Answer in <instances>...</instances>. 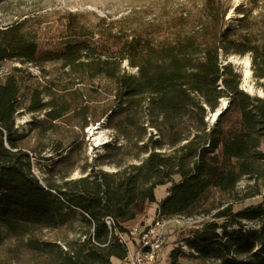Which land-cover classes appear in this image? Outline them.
I'll return each mask as SVG.
<instances>
[{"label":"trees","instance_id":"1","mask_svg":"<svg viewBox=\"0 0 264 264\" xmlns=\"http://www.w3.org/2000/svg\"><path fill=\"white\" fill-rule=\"evenodd\" d=\"M208 12L210 22L198 23L190 32L161 42L127 36L115 53H104L84 27L71 25V36L54 61L82 79L104 77L116 86V109L107 125L117 137L100 157L102 166H116L113 173L92 169L76 180L43 184L32 172L15 117L26 90L32 112L49 105L42 103L40 86H26L22 68L0 82V264L126 261L125 223L134 221L137 206L145 203L158 205L159 219L205 218L183 241L190 254L174 250L167 264H180L183 258L198 264H264V196L238 212L223 202L235 203L243 179L264 176V97L244 92L241 74L222 62L231 54H251L264 92V37L248 31L245 17L235 27L226 21V12ZM39 55L26 22L0 28V64L40 67ZM125 62L136 74L123 69ZM224 99L228 107L210 125L209 113H216ZM66 107L47 115L57 121ZM155 129L159 134H153ZM119 140L134 145L130 156L138 163L127 164L123 156L114 160L119 154L109 160L111 152L121 150ZM168 184V196L158 202L156 190ZM107 219L113 220L111 227ZM245 222L259 228L244 231ZM235 226L240 229L230 232ZM44 232L61 237L46 239Z\"/></svg>","mask_w":264,"mask_h":264},{"label":"rangeland","instance_id":"2","mask_svg":"<svg viewBox=\"0 0 264 264\" xmlns=\"http://www.w3.org/2000/svg\"><path fill=\"white\" fill-rule=\"evenodd\" d=\"M210 8L215 9L217 14L219 11L226 12V21L232 22L235 27L238 26L236 20L245 17L243 24L248 31L257 38L264 37V0H0V28L26 22V29L36 37L40 51V67L14 61L0 64V82L13 74L15 68H22L24 77L29 80L26 86H40L42 103L49 105L42 112H32L29 109L32 99L26 90L23 108L15 117V129L17 135L22 137L20 143L31 154L34 175L43 184L47 181L62 184L82 178L92 169L109 173L117 171L114 164L107 162L102 166L100 161V157L107 154L106 146L113 145L117 137L116 132L107 125L116 109L115 84L104 77L82 79V75L74 74L63 68L60 62L54 61V56L63 50L68 40L67 34L71 36L72 24L84 27L91 35L90 41L104 53H115L127 36H152L161 42L166 36L190 32L198 23L210 22ZM222 62L233 65L241 74V89L244 92L254 97H264L262 82L254 76L251 54H231L222 58ZM123 69L129 74L137 72L127 62L123 64ZM228 105V100L224 99L216 113H209L207 121L210 125L217 122L218 115ZM65 106L68 111L61 119L52 121L47 115ZM145 119L148 120V117ZM157 132L159 134L155 129L153 134ZM133 146L126 141H117L116 147H121V150L111 152L109 160L113 161V157L119 154L114 160L123 156L127 164L138 163L130 156L136 152ZM261 150L264 152V142ZM178 181L176 177L175 182ZM171 185L156 190L158 202L168 196ZM237 191L239 195L235 203L223 201L229 203L224 207L232 205L234 212H238L247 206L259 204L264 196V176L256 180L243 179ZM137 212L134 221L125 223L129 231L123 235L129 251L128 258L123 262L117 260L119 263L115 264H132L139 244L143 245L139 234L145 229L151 231L152 242H160L155 259L157 264L169 263L174 250L180 249L186 255L190 254L183 241L189 238L192 231L200 228L197 220L159 219L157 204H140ZM258 228L257 223L243 224L244 231ZM239 229L235 226L230 232ZM131 233L134 234L131 236ZM43 235L46 239L61 237L57 232H44ZM145 263L151 264L149 261ZM180 264H198V261L183 258Z\"/></svg>","mask_w":264,"mask_h":264},{"label":"built area","instance_id":"3","mask_svg":"<svg viewBox=\"0 0 264 264\" xmlns=\"http://www.w3.org/2000/svg\"><path fill=\"white\" fill-rule=\"evenodd\" d=\"M176 218V217H175ZM106 222H113L112 219H107ZM201 222H199L200 224ZM134 233H131V236ZM150 235H151V231L148 230H143L139 236L141 237V242L143 243V245L141 246L139 244V249L137 250V256L133 259L132 264H146L145 262L149 261V258H156L157 256V251L160 248V242L159 241H154L152 242L150 240ZM130 236V233H129ZM129 238H133V237H129ZM122 242L126 241L124 240V236L121 237ZM157 264V262H156Z\"/></svg>","mask_w":264,"mask_h":264},{"label":"bare ground","instance_id":"4","mask_svg":"<svg viewBox=\"0 0 264 264\" xmlns=\"http://www.w3.org/2000/svg\"><path fill=\"white\" fill-rule=\"evenodd\" d=\"M176 218H188L189 221H193V220L195 221V220H197L198 222H203L205 220V218L202 217V216H200V217H191V218L190 217H176ZM106 223H107V225L109 227H111L112 222H106ZM155 259L156 258H149V262H151V264H156Z\"/></svg>","mask_w":264,"mask_h":264},{"label":"crops","instance_id":"5","mask_svg":"<svg viewBox=\"0 0 264 264\" xmlns=\"http://www.w3.org/2000/svg\"><path fill=\"white\" fill-rule=\"evenodd\" d=\"M116 262L119 263V261H117V260H114V261H113L114 264H115Z\"/></svg>","mask_w":264,"mask_h":264}]
</instances>
